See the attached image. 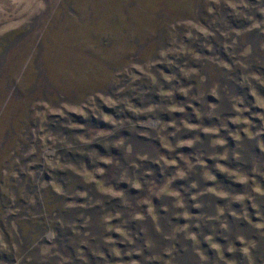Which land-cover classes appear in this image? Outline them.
<instances>
[{
	"label": "rangeland",
	"instance_id": "rangeland-1",
	"mask_svg": "<svg viewBox=\"0 0 264 264\" xmlns=\"http://www.w3.org/2000/svg\"><path fill=\"white\" fill-rule=\"evenodd\" d=\"M90 216L264 264V0H0V264L86 262Z\"/></svg>",
	"mask_w": 264,
	"mask_h": 264
},
{
	"label": "trees",
	"instance_id": "trees-1",
	"mask_svg": "<svg viewBox=\"0 0 264 264\" xmlns=\"http://www.w3.org/2000/svg\"><path fill=\"white\" fill-rule=\"evenodd\" d=\"M240 25V24H239ZM241 28V25L239 27H237V29H240ZM85 158V157H84ZM101 206L100 205H96L93 209L96 210L98 212V214L101 215L103 214V211L101 210ZM91 209H88L87 212L89 215H91ZM78 209H71V213L66 216V219L70 220L72 219V216H74L76 213H78ZM91 217V216H90ZM94 220H92V217H91V221L89 222V229H87L88 231H90V236H88L87 238V241H88V245H81L80 248H78L80 250V253L82 254V257L84 259H86V262H84L83 260L80 261V264H114L116 262H119L121 261L123 264L125 262H127L129 260V258L125 257V249L126 248H131V245H129L128 243L124 246V245H119V247L121 248V253L119 254H123L122 257H120L119 255H116L114 250H113V247L116 246L114 245L113 243H110V242H106L104 240V236L102 237V232L105 228V224L103 223L102 221V225H103V230L101 228H99V226L97 225H94ZM132 229V227L130 228ZM252 227H248L247 230L248 231H251ZM56 232H57V229L55 228ZM247 231V232H248ZM204 232H209L207 229L204 230ZM235 230L232 231L233 235H235ZM154 232L151 231L149 234H143V235H139L137 236V239L134 241L137 243V245L139 246L140 248V253L138 255H136L135 257H131V258H135L134 260L140 262L141 264H168V260L171 258V256H174L175 254L174 253H171L169 254L168 257H164L166 258L167 260H164L162 262H157L156 260H154L153 258H155V256H160V254L163 252V250L167 249L169 246L170 248H175L177 247V244L173 241V239H161L162 241L160 242L159 239L161 237L159 236H155V238L152 236ZM142 234V233H141ZM109 236V235H108ZM153 237L156 242H157V248L160 247L159 251L158 252H155V250L157 248H153V247H147L146 246V240H145V237ZM188 243V241H187ZM188 250L191 251V246L190 244H188ZM117 247V246H116ZM202 256L205 255V256H208L209 255V251L208 249L206 248V246H202ZM72 250L74 249H68V253L69 252H72ZM214 251L211 252V256L213 257L212 258V261H215L216 264H226V262L224 260H220L218 258V256L214 255ZM189 254H192V257L194 259V261H199V255L195 254V253H192L189 252ZM255 254V252L253 253V255ZM178 255H180L178 258L181 257V252H178ZM191 255L188 256V258L190 257ZM150 257H152L151 259H149ZM121 258V259H120ZM177 258V259H178ZM193 259H186L185 263L184 261L181 263V264H193L192 261ZM181 260H183V257L181 258ZM171 263H173L174 261H170ZM49 263H52V262H48L47 264ZM66 263V262H65ZM63 263V264H65ZM202 264H206L205 263H202ZM209 264H212L209 263Z\"/></svg>",
	"mask_w": 264,
	"mask_h": 264
}]
</instances>
